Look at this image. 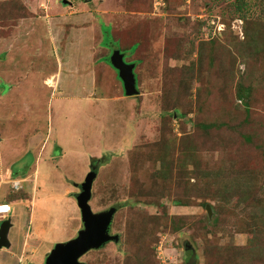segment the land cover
<instances>
[{"label":"rangeland","instance_id":"1","mask_svg":"<svg viewBox=\"0 0 264 264\" xmlns=\"http://www.w3.org/2000/svg\"><path fill=\"white\" fill-rule=\"evenodd\" d=\"M27 165L0 202L41 233L0 264L79 236L93 172L89 205L117 210L120 241L84 264H264V0H0V174Z\"/></svg>","mask_w":264,"mask_h":264},{"label":"water","instance_id":"2","mask_svg":"<svg viewBox=\"0 0 264 264\" xmlns=\"http://www.w3.org/2000/svg\"><path fill=\"white\" fill-rule=\"evenodd\" d=\"M110 62L119 73L126 96L138 95L134 64L126 63L124 55L118 49L113 52ZM95 177L94 172L90 174L81 184V192L77 196L78 207L84 222L83 230L75 239L64 244H57L54 250L47 254L46 264H84L80 259L89 251L101 249L110 242L119 243V235L110 234L111 224L117 210L110 208L97 214L91 210L89 205ZM10 227V219L3 221L0 225V249L11 246L8 240Z\"/></svg>","mask_w":264,"mask_h":264},{"label":"crops","instance_id":"3","mask_svg":"<svg viewBox=\"0 0 264 264\" xmlns=\"http://www.w3.org/2000/svg\"><path fill=\"white\" fill-rule=\"evenodd\" d=\"M70 4H71V2H70ZM72 5V4H71ZM61 70V69H60ZM56 71H57V69H56ZM55 71V72H56ZM54 72V73H55ZM63 72H65V70H64V68L62 67V71H61V73H60V75H58L59 74V72L57 73H55L56 75H58V76H63ZM52 74V73H51ZM49 75H50V73H49ZM61 78V77H60ZM62 79V78H61ZM50 80V79H49ZM78 85V84H77ZM79 86V85H78ZM32 158H33V161L35 160L34 158H35V156H33L32 155ZM33 163V162H32ZM39 163V160H38V162H37V164ZM35 175H37V174H35ZM36 187V186H35ZM69 189V188H68ZM67 189V193H69V195L68 196H70V195H73L74 193H75V191L76 190H72V189H70V190H68ZM53 192L54 191H52V192H49L48 194H43L42 195V201L43 200H45V201H47V202H45L47 205H48V200L49 199H51L52 198V196H53ZM75 195V194H74ZM35 196H36V194L34 195V197H33V199H34V201L31 203V206L30 205H27L28 207H30V212H29V223H31L32 221H34V223H35V217H36V213H34V208H36L37 207V205H38V202H37V200L38 199H36L35 198ZM46 196H49L48 198H45ZM30 203V202H29ZM20 206H24V205H21L20 204ZM39 216H41V217H43V216H45V214H43V215H41V213H39ZM56 216V215H55ZM33 218H34V220H33ZM8 219H10V222H11V227H10V229H9V232H8V240H9V242H10V244H11V246H10V248L9 249H7V250H4V249H2V250H0L1 252H5L6 251V253H9V255H7V258L8 259H20L19 258V256H20V250H21V244H23V245H25V241L27 242V245H28V243L30 242V239L32 240V239H36V238H38L37 237V233H39L40 232V229H37V231H36V229L34 230V228H31L30 226H29V228H30V230L29 231H26L25 233H22V231L19 229V227H18V224H16V223H14V220H13V217H11V218H8ZM14 230V231H16V232H18L19 231V237L18 238H15V240L13 241L11 238H9V235H10V232H11V230ZM21 232V233H20ZM41 233V232H40ZM21 260V259H20Z\"/></svg>","mask_w":264,"mask_h":264},{"label":"clouds","instance_id":"4","mask_svg":"<svg viewBox=\"0 0 264 264\" xmlns=\"http://www.w3.org/2000/svg\"><path fill=\"white\" fill-rule=\"evenodd\" d=\"M15 172V171H14ZM26 176V175H25ZM25 176H23V177H20V175L18 174V172H15V174H13V175H10V176H6V179H4L5 178V174H4V171H3V169L1 168V174H0V177H2L3 178V182L0 184V189L2 188V186L4 185V184H7V185H10L11 186V190L12 191H14V192H16V191H20L21 189H23V187H24V185H23V183L24 182H26L27 181V179H26V177ZM15 180V179H22L23 181H22V187L19 189V190H15V189H13L12 188V184H11V180ZM5 181H8V183H4ZM3 203H6V204H8V205H10V207H11V212L9 213V214H11L12 213V211H13V206H12V204L11 203H9V202H6V201H4ZM9 214L6 216V217H4L3 219H0V223H1V221L3 222V221H6V220H8V216H9ZM115 216V215H114ZM114 219V218H113ZM113 222V221H112ZM1 225V224H0ZM112 225V224H111ZM110 231H111V228H110ZM111 234V233H110ZM119 235V234H118ZM119 241H120V237H119ZM115 244V243H114ZM10 248V247H9ZM9 248H2V249H4V250H7V249H9ZM2 249H0V250H2ZM50 253V252H49ZM87 254V253H86ZM85 254V255H86ZM20 260V259H19ZM22 260V259H21ZM82 262V261H81ZM84 263V262H83Z\"/></svg>","mask_w":264,"mask_h":264},{"label":"built area","instance_id":"5","mask_svg":"<svg viewBox=\"0 0 264 264\" xmlns=\"http://www.w3.org/2000/svg\"><path fill=\"white\" fill-rule=\"evenodd\" d=\"M22 179H13L11 180L12 188L15 190H19L22 187ZM3 182V178L0 177V184ZM11 212L10 205L0 202V219H3Z\"/></svg>","mask_w":264,"mask_h":264},{"label":"trees","instance_id":"6","mask_svg":"<svg viewBox=\"0 0 264 264\" xmlns=\"http://www.w3.org/2000/svg\"><path fill=\"white\" fill-rule=\"evenodd\" d=\"M109 32V31H108ZM119 50V49H118ZM120 51V50H119ZM123 55H124V53L122 52V50L120 51ZM47 76H45V77H43V79L44 78H46ZM241 98H243L242 96H240ZM58 149V148H57ZM31 156V155H30ZM32 164V163H31ZM31 164H29V165H31ZM29 165H27V167L24 169V171H23V174L22 175H26L27 174V171H28V168H29ZM175 202H178V201H175Z\"/></svg>","mask_w":264,"mask_h":264},{"label":"flooded vegetation","instance_id":"7","mask_svg":"<svg viewBox=\"0 0 264 264\" xmlns=\"http://www.w3.org/2000/svg\"><path fill=\"white\" fill-rule=\"evenodd\" d=\"M18 162V160L16 161V163ZM12 170V169H11ZM13 174H15L14 170H12ZM111 233V231H110ZM112 234V233H111ZM115 244H119V243H115Z\"/></svg>","mask_w":264,"mask_h":264},{"label":"bare ground","instance_id":"8","mask_svg":"<svg viewBox=\"0 0 264 264\" xmlns=\"http://www.w3.org/2000/svg\"><path fill=\"white\" fill-rule=\"evenodd\" d=\"M10 175H13V172H12V170H10Z\"/></svg>","mask_w":264,"mask_h":264}]
</instances>
